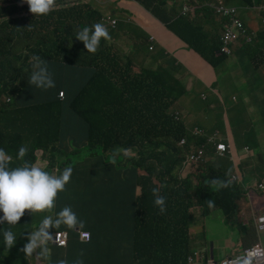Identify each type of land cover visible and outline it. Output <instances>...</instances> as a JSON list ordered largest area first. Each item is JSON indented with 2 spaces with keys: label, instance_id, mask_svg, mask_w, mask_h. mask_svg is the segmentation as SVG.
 Segmentation results:
<instances>
[{
  "label": "trees",
  "instance_id": "trees-1",
  "mask_svg": "<svg viewBox=\"0 0 264 264\" xmlns=\"http://www.w3.org/2000/svg\"><path fill=\"white\" fill-rule=\"evenodd\" d=\"M137 1L168 23L190 48L198 51L215 70L214 76L219 81L218 64L224 59L215 54L217 44L208 41L210 33L204 25L209 23L208 9L203 10L204 17L191 21L162 14L160 8L165 4L163 0ZM242 1L251 3V0ZM231 3L236 4L235 1L228 4ZM60 6L57 13L68 22L57 26L52 32L46 29L49 25L46 16L24 15L23 24H17L20 27H8L5 22L2 23L0 145L14 156L21 146H27L24 161L18 160L16 166L25 161L43 168L48 165L52 174H58L65 167L73 168L65 190L57 194L53 213L61 209L58 207L59 198L73 194L72 200L78 202V197L83 196L82 188L93 184L105 186L104 183L110 180L108 173L101 172V169H110L113 165L112 141L105 144L102 136H95L96 131L101 129L116 134L124 148L122 135L116 131L121 130L127 138L126 145L136 152V155L130 154L125 159L133 165L121 166L122 173L117 177L113 192L102 191L95 195L89 192L86 195L87 198L91 196L89 201H97L99 213L107 207L116 217L117 222H105L107 225L118 223L116 229L102 237L88 229L95 238L88 249L95 248L97 257H80L72 251L66 258L68 264H75L77 260H81L82 264H106L110 259L119 264H143L144 260L149 264H159L161 255L153 253L152 258L144 256L141 248L151 243L155 248L189 239L188 229L195 222L191 211L198 213L203 221L208 217L213 218L210 216L211 210L217 207L222 213L217 214L215 219L223 227L229 228L224 214L228 222H236V200L238 194L246 193L244 186L238 188L233 185L237 190H214L209 186V181L214 178L226 180V174L213 170L212 177L192 175L186 180H179L176 176L180 172L178 168L182 169L195 161L203 139L210 136L217 125L228 128L240 149L256 147L264 141V38H260L263 43L250 51L247 60L240 66L249 75L248 78L239 80L237 85L235 81L229 83V88L225 86L226 83H220L216 87L218 90L209 95V104L201 100L191 101L190 106L198 109V114L184 113L173 118L170 113L173 98L177 100L184 94V87L182 84L179 94L175 96L178 83L172 54L163 48L147 50L148 57H152L156 65L161 62L160 68L164 74H158L148 67L146 60L143 62L144 74L128 81L125 73H119L109 47L103 46L97 54L89 56L74 36L87 25L105 23L101 5L63 0ZM18 8L24 12L19 4ZM25 9L29 10V7ZM9 12L1 10L0 13ZM170 19H173V23L169 22ZM116 21L123 29V21ZM143 38L148 40L149 35L145 34ZM130 55L134 59L135 48ZM34 56L47 60L57 83L55 89L43 92L28 84ZM164 78L168 83L160 87L165 83ZM246 80L252 82V94L246 91ZM96 82L102 85V90L97 88ZM64 88L65 97L60 98V91ZM231 89L235 90L238 98L231 95ZM206 120L212 123L214 129L206 127ZM179 138L185 140L181 147L175 141ZM256 169L264 174V163H258ZM169 186L174 189L167 191ZM154 187L160 188V194L166 197L167 211L163 214L153 204L151 190ZM136 188H141L137 197ZM100 198H103V202ZM209 200L214 201L212 207L208 206ZM29 215V210H25V215L13 227L25 240L29 231L24 225L27 226L26 218ZM250 225V221H247L241 227ZM67 230L71 243L77 230ZM117 232L116 238L107 240L106 237L114 236ZM117 246L124 249L120 258L116 254ZM164 256L168 264H188L189 254L178 255L179 260Z\"/></svg>",
  "mask_w": 264,
  "mask_h": 264
},
{
  "label": "clouds",
  "instance_id": "clouds-1",
  "mask_svg": "<svg viewBox=\"0 0 264 264\" xmlns=\"http://www.w3.org/2000/svg\"><path fill=\"white\" fill-rule=\"evenodd\" d=\"M4 1L6 0H2L0 3ZM132 1L137 2L155 19L162 23L173 35L180 39L186 45L187 51L195 53L199 58L210 65L198 51L190 48L188 43L172 31L168 23L154 14L146 6L141 5L137 0ZM163 1L165 4L160 8L162 14L166 16L172 14L175 18L182 17L191 21L198 17H204L203 10L208 9L211 2L219 4V13L223 21V26H218L214 23L204 24L206 31L210 33L208 41H214L217 44L215 54L219 56V58L224 59L222 63L218 64L219 81L217 82L216 79L211 86H207L184 64L178 61L176 57L172 56L173 59L175 58L177 60L174 71L178 74L184 71L188 75V81L186 84L182 80L184 94L173 103L170 113L173 118L179 117L184 113L198 114L199 110L190 106L191 101L201 100L205 104H209L210 101L207 99L208 93L212 94L216 92L218 90L216 87L220 83H233V77L229 75L230 67L241 66L247 60L250 51L255 50L261 44L260 38H264V29L253 36L250 26L247 25L248 16L246 13L257 9L264 11V0H251V3L242 0ZM232 1H235L236 4H228ZM93 2L94 0H91L87 2V4L94 5ZM19 3L22 4L20 6L24 9L29 7V11L35 16H46L54 11L56 6V0H19ZM127 13L128 11L125 8H119L116 14L118 18L115 20H129L140 32L149 35L153 43L154 38L132 18V15L128 16ZM225 14L232 16L234 23H230ZM169 22L173 23V19H170ZM74 36L79 41L83 42L87 52L92 53L96 52L102 39H110L108 29L101 23H96L91 27L85 26L76 32ZM236 47L239 48L235 51ZM151 49L156 48L153 47ZM230 57H234L235 61L231 63L228 62ZM31 69V74L28 77V84L32 88L47 92L57 87L56 80L49 69L47 60L39 56H34L32 58ZM212 70L215 71L213 68ZM177 106H184L185 110H183L182 113L177 112ZM221 128L225 127L217 125L212 134L206 139H203L199 151L196 152L195 161L189 162L186 167L182 169L178 168L180 172L176 177L179 180H186L192 175H207L208 177H212L211 174L216 171L218 174L225 173L226 180L215 178L210 180L209 186L211 188L216 191H223L227 189L237 190L240 186H244V191L246 192L247 189L253 188L260 179H264V174L258 172L256 169L258 163H264V141L256 147L240 149L234 143L232 134L228 128H225L228 134L226 138L220 133ZM178 144L181 147V143ZM27 152V146H21L16 156H14L12 153H9L3 145H0V225H3L0 227V264L2 262L4 250L11 253L13 258L17 260L16 264H29L31 259L35 264H43L45 260L50 258V244L55 242L53 231H49L50 228H60L64 226L67 229H78L82 226V221L79 220L77 213L71 206H64L58 212L53 213L57 194L65 190L66 185L72 177L73 168L65 167L58 174H52L43 167L27 161L16 166L18 160L24 161ZM125 155H127V153H125ZM235 156L239 158L238 162L235 160ZM211 160H215L214 163L201 165L195 173L186 170L188 167L203 164ZM233 163H237L238 165L234 168H219L221 165ZM244 163H250L249 166L254 163L256 168L251 170L249 174L243 175L240 165ZM233 185H237L238 188L233 187ZM261 187L264 189L263 184ZM138 189L141 191V188H136V194ZM151 192L154 206L159 209L160 213H165L167 211L166 197L160 194V188L158 187L152 188ZM245 199L251 200L246 193L241 195L238 194L236 200L237 225L229 223V228L241 226L247 221L251 223V214L248 220L239 217L241 203ZM213 204L214 201H208L209 207H212ZM25 210H29L31 215L37 212L52 213L45 215L38 226L33 231L26 234V240L13 230V227L20 221V218L25 215ZM251 211L253 215L259 212L255 204L251 205L250 213ZM191 212L195 217V222L191 224L188 229L189 239L199 230L202 223V217L194 211ZM262 219H264V213L258 214L255 219V225L259 227ZM196 220H198V222ZM192 230L196 232L192 233ZM91 240L92 235L87 241ZM197 249L189 253L187 259L188 264L191 262L205 264L202 262L203 257H200V253ZM238 260L239 264H253V254L246 253L239 257ZM57 264H68V261L66 259H60ZM76 264H82V261L77 260Z\"/></svg>",
  "mask_w": 264,
  "mask_h": 264
},
{
  "label": "crops",
  "instance_id": "crops-1",
  "mask_svg": "<svg viewBox=\"0 0 264 264\" xmlns=\"http://www.w3.org/2000/svg\"><path fill=\"white\" fill-rule=\"evenodd\" d=\"M93 4L96 6L101 5V7L103 8L104 7L115 8L117 11L119 10V8H125L128 11L127 15L128 16L132 15V18L135 19V21L139 25H141L152 36V38H154L153 43H155L157 46L159 44H163L166 47L168 53L176 57L178 61L184 64L197 78L202 80L207 86H211L215 82L216 78L214 76V72L212 68L201 58H199L195 53L187 51L186 45L180 39H178L175 35H173L162 23H160L157 19H155L137 2L132 0H94ZM210 94L211 93H208L207 97H209ZM249 164L250 163H244L240 165L241 172L243 175L249 174L250 171L253 170L252 169L253 165L249 166ZM44 169L46 171H51L48 165L44 166ZM262 184L264 185V179L262 180L260 179L259 182L253 188L246 190V194L251 200L245 199L241 203V212L239 215L240 218H244L248 220L251 214V219L253 218L255 223L256 216L258 214L264 213V189L261 187ZM75 185L76 184H74V186ZM104 185L105 186L93 184L92 186L82 188L83 196L78 197V202L72 200V197L74 196L73 194L67 195L66 197L63 198H59L58 207L63 208L65 205L71 206L72 209L77 213L79 220L82 221V226L84 228L80 227L76 229L77 230L76 233L73 234L74 239L72 240L71 243L68 242L66 246H60L53 243V245L50 246L51 253H53L60 259L68 258L72 251L75 252L76 256H80V257H85V258L97 257L95 253V248L88 249L89 246L94 243V239H95L94 235L92 234L91 241L83 240L81 238V231L91 229L94 231L96 235L102 237L110 233L113 229H116V225L118 223H114V225L105 224V222H117L116 217L112 215L110 211L107 210L108 208L106 207L102 213H99L97 207V201L96 200L89 201L91 196H88V198L86 197L87 193L89 192H91L94 195L102 191L113 192L115 182H112L110 179L106 181ZM137 194H140V189L137 190ZM137 194L135 193L136 197L138 196ZM230 199L233 200V196H231ZM100 200L103 202V198H100ZM252 204H255L257 210L259 211L256 215H253L252 211L250 213V208ZM49 214L50 213L48 212L46 214H44V212H37L32 215L30 214L26 218L27 226L26 225L24 226L28 228V231L30 233L38 226L42 218L45 215H49ZM224 218L226 223H231L227 221L225 214H224ZM210 219H211L210 217L205 218L202 221L199 230L197 232L195 230H192V233L195 232L196 233L193 236H191L190 239L186 238L182 240H176L165 245H160V247H155V248L153 247V243H151L150 246L142 247L141 252L144 256H148L150 258H152L153 253H157L161 255V262L159 264H168L166 262L168 259L164 256V254L167 255L170 259L179 260L178 255L181 256L184 254H189L194 249H197L200 245L207 246V241L205 240L203 235L207 229L206 223ZM237 221L238 219H236L234 225H237ZM223 228L225 229L226 234L224 238L225 240L224 245L222 247L223 258L222 260H220V262H223L228 257H230V259L235 258L236 256L232 255V251L238 247H243V248L253 247L261 242H264V232L261 231V229L257 225L256 228L254 227L251 228L250 226L248 227L233 226L230 228L227 227H223ZM60 229H65V227L61 226L60 228H50L49 231H53V237H54V233ZM237 230L240 232V235L238 236L235 234ZM118 234L119 232H117L116 235L114 236H110L106 238L107 240H112L116 238ZM95 264H99V263H95ZM106 264H119V263L110 259ZM132 264H140V263L133 262ZM143 264H149V263L146 260H144ZM171 264H185V263L177 262ZM189 264H199V263L191 262Z\"/></svg>",
  "mask_w": 264,
  "mask_h": 264
},
{
  "label": "rangeland",
  "instance_id": "rangeland-1",
  "mask_svg": "<svg viewBox=\"0 0 264 264\" xmlns=\"http://www.w3.org/2000/svg\"><path fill=\"white\" fill-rule=\"evenodd\" d=\"M2 1V0H0ZM76 0H68V2H74ZM84 3H87L91 0H82ZM63 0H56V6L55 10L50 12L48 15H46L45 20H47L46 23H49L48 27L46 29H49L50 32H52L57 26L59 25H66L68 21L65 20L64 17L58 15L57 11L61 7L60 4H62ZM18 4L22 5L19 3V0H6V2L3 5H0V12L1 10H4L5 12H9L8 14L0 13V28H4L2 25L3 22L8 27H16L18 26L17 24H23V17L24 15H28L30 17H44V16H35L32 14L28 9H24V12H22L20 9H18ZM102 11L96 9L97 11L101 12L104 15L105 23L103 24L109 31L110 39L108 40H101L100 46L97 48L96 52H87V49L85 48L83 42L79 41V46L83 49V51L87 52L90 55H94L95 53L97 54L98 51L104 46V47H109L110 48V55L112 58H114V62L118 64L119 68V73H125V76L128 81H133L137 77H139L141 74L143 75L144 68L143 67V62L148 60V67L151 69L155 70L156 73L163 75L164 72L160 68L161 62L159 64L154 63V59L152 57H148V51L151 50V48H156V50L160 49H166V47L163 44H159L158 46L155 43H152L150 38L146 40L143 38L142 32H140L129 20H123V29H120V23H118L115 18H116V12L117 10L115 8H106V7H101ZM264 11L257 9L253 10L251 12H247L248 20H247V25L250 26L251 31L253 32V36H255L260 30L264 29ZM208 22L209 23H214L218 26H223V21L221 19V15L219 13V4L216 2H211L210 6L208 7ZM227 19H229L230 23H234V19L230 15H226ZM122 24V23H121ZM91 27L92 25H87ZM20 27V26H18ZM78 29V28H77ZM119 34V35H117ZM115 36L117 38L113 39ZM151 42V43H150ZM261 43H263V40H260ZM146 47H149L148 49ZM135 48V55L133 56L134 59H132L130 53L131 51ZM146 48V49H145ZM239 47L235 48V51ZM138 49V51H136ZM155 50V51H156ZM80 51V50H76ZM151 53V51H150ZM101 57V56H100ZM235 58L230 57L228 62H234ZM177 60L174 58V63L173 65H176ZM176 80L178 83L175 96H177L180 92L181 86H182V80L187 84L188 81V75L182 71L181 73L175 72ZM235 73V75L233 74ZM229 75L233 77V80L235 81L236 85L238 84L239 80H244V78H248V74L244 73L242 67L240 66H232L229 69ZM253 75V72H251V76ZM142 77V76H141ZM249 80V79H248ZM246 80L244 84L246 83V91L251 93L254 91V87H252V82H248ZM164 82L160 84V87L163 85H166L168 83L167 79L164 78ZM97 88L102 90V85H100L98 82H96ZM243 84V85H244ZM227 88H229V83L227 82L225 85ZM231 95L235 96L238 98V95L235 94V90L231 89L230 90ZM61 98L65 97V88L60 91V96ZM176 101V98H173V102ZM185 110L184 106H177L176 111L182 113V111ZM226 117L228 119L230 118V115L227 113ZM206 127L208 129H214L212 123L210 121L206 120ZM118 133L122 135L123 142L125 143L124 148H122V143L118 141L117 135L112 134L110 131L104 132L101 129L96 131L94 134L95 136H102V141L106 144L109 141H112V151H111V156L113 158V165L108 168L101 169V172L103 173H108V177H110L112 182H117L118 181V175L121 174L122 172L120 170L121 166H128L131 167L133 164L127 160H125L128 155H136L135 151H132L127 145L126 141L127 138L126 136L121 132V130H116ZM220 133H222L223 137H228V134L225 130V128H221ZM104 134V135H103ZM177 143H182L184 142L183 138L175 139ZM234 150V146H233ZM127 153V155H125ZM141 157L143 158L142 154ZM252 157V156H249ZM238 157L235 156V160L238 162ZM144 161H146L143 158ZM215 160H211L209 162L203 163V164H198V165H193L191 167L186 168L188 172H193L195 173L197 169L201 165H206V164H211L214 163ZM236 164H226V165H221L219 168H234ZM256 168V165L253 163V170ZM109 170V172H108ZM174 188L169 186L168 190H173ZM221 209L219 208H214L211 210L210 216L211 218L207 223V229L204 232L203 237L207 241V246L206 245H200L197 249V251L200 253V257L202 258V262L205 264H226L227 262L230 261V257L226 258L223 262H220L222 260V247L224 245V238H225V229L222 227V225L215 220V216L221 215ZM197 221V220H196ZM244 223V221H243ZM250 227L256 228V225L254 223L253 218L251 219ZM82 232V231H81ZM235 234L238 236L240 235V232L237 230ZM55 243V242H54ZM56 244V243H55ZM243 247H238L232 251V255L234 256H242L243 255ZM124 253V249H122L120 246L116 248V254L121 257ZM231 255V256H232ZM60 260L59 257L51 253L50 258L47 259L43 264H57V262ZM219 260V261H218ZM17 260L13 258L10 252H7L4 250V254L2 256V262L1 264H16ZM29 264H35L33 263V260L31 259Z\"/></svg>",
  "mask_w": 264,
  "mask_h": 264
},
{
  "label": "built area",
  "instance_id": "built-area-1",
  "mask_svg": "<svg viewBox=\"0 0 264 264\" xmlns=\"http://www.w3.org/2000/svg\"><path fill=\"white\" fill-rule=\"evenodd\" d=\"M259 227L261 228V231L264 232V219H262V222L259 224ZM55 243H57L60 246H66L70 240V234L68 230H57L54 233ZM81 238L83 240H88L91 238V232L87 230H83L81 232ZM246 253L253 254V264H264V242H261L253 247H247L243 249V255ZM242 255V256H243ZM241 257V256H240ZM238 256H236L233 259H230L229 262L226 264H239Z\"/></svg>",
  "mask_w": 264,
  "mask_h": 264
}]
</instances>
